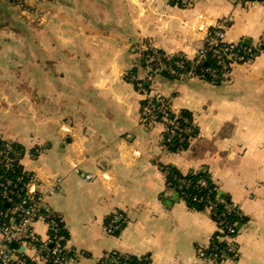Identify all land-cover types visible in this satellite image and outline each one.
<instances>
[{
  "label": "crops",
  "instance_id": "crops-1",
  "mask_svg": "<svg viewBox=\"0 0 264 264\" xmlns=\"http://www.w3.org/2000/svg\"><path fill=\"white\" fill-rule=\"evenodd\" d=\"M52 6V41L44 42L38 62L0 64L20 76L0 74V140L23 149V171L37 178V194L79 256L69 264H101L112 254L144 264H208L204 251L215 222L177 194L167 167L183 175L207 171L217 192L248 219L238 259L224 264H264V2L52 0ZM222 21L225 43L260 51L232 65L220 84L147 73L144 48L154 46L168 61L191 59L204 46L200 27L211 33ZM135 81L174 112L192 113L197 134L185 149L170 150L166 125L142 119ZM33 229L46 237L44 222ZM19 254L37 257L33 245Z\"/></svg>",
  "mask_w": 264,
  "mask_h": 264
},
{
  "label": "built area",
  "instance_id": "built-area-1",
  "mask_svg": "<svg viewBox=\"0 0 264 264\" xmlns=\"http://www.w3.org/2000/svg\"><path fill=\"white\" fill-rule=\"evenodd\" d=\"M183 5H186L189 0H175ZM252 0H233L236 4H245ZM227 23L225 21L219 22L213 33L208 32L206 28L198 30V34L204 40V46L198 50L196 55L192 58L193 63L189 66L182 64L181 55L176 56L174 65L167 64L157 48L154 46L146 47L149 53L144 58V66L151 74H166V76L173 78H191L209 76L224 80L230 73V67L236 64L245 63L258 55V52H252L240 44H227L224 42V29ZM218 44H225L226 47L222 49L221 54L224 59L221 60L220 66L223 67L222 72H216L211 68L203 66L207 60V54L211 47ZM264 49V44H263ZM145 52V48L143 50ZM203 66L200 74L195 73L198 66ZM135 79V75L132 78ZM136 91L142 96L140 106V115L142 119L151 123H164L166 125V136L163 137L167 146H171L172 137L176 134V120L182 119L179 112H174L168 104V100L159 96H153L149 87H145L141 82L135 81ZM174 115L170 121L165 120V115L168 111ZM184 128V136L180 137L181 141L193 138L197 132V125L195 122L189 123L187 120ZM168 124V125H167ZM186 136V137H185ZM20 152L8 141L0 144V166L4 173L0 175V264H69L78 259V254L68 248V237L63 230L59 219L49 212L43 205V199L37 194V178L34 176H23L20 166ZM20 166V168H19ZM19 172L15 176L16 172ZM73 171L77 174L80 170L77 166L73 167ZM8 173V174H6ZM165 175L170 174L169 168H164ZM13 175V176H10ZM92 178L93 175H89ZM25 179V180H24ZM205 182L199 180L191 184L190 181H181L178 187H174L177 194L183 200H192L197 202V198L184 192V188L192 186L201 187ZM52 194V192H50ZM207 197V205L205 209L210 212L214 220L216 218V230L211 237L208 254V264H223L231 260L227 250L219 249L218 244L221 241L227 242L235 234L234 223L220 220L216 215V208L219 205H226L224 198L216 193L214 198ZM211 199V200H210ZM231 208L227 211L231 212ZM37 221H42L46 224L47 235L40 239L33 229V225ZM110 230L118 228L115 221L109 224ZM224 228L226 234L224 233ZM224 233L225 235H222ZM12 243H17L26 249L28 246L34 247L36 251L35 257L21 256L17 249L11 247ZM116 259L110 256L105 257L101 264H116Z\"/></svg>",
  "mask_w": 264,
  "mask_h": 264
},
{
  "label": "trees",
  "instance_id": "trees-1",
  "mask_svg": "<svg viewBox=\"0 0 264 264\" xmlns=\"http://www.w3.org/2000/svg\"><path fill=\"white\" fill-rule=\"evenodd\" d=\"M252 1L264 2V0H252ZM214 30L213 31L211 30V33H213ZM224 47H226L225 44H218L216 46L211 47L208 54H207V60L203 63V66L211 68L213 70H216V72H219V73L222 72L223 67L220 66V62H221V60L224 59V55L221 54L222 49ZM250 51L259 52L260 50L257 49L255 51H253V50H250ZM159 52L162 54V56H164L160 50H159ZM148 53H149V50L145 51L143 56L144 57L147 56ZM180 55L182 57L181 58L182 64L189 66L190 64L193 63L192 58L189 59V58H186L185 56H183L182 54H180ZM171 58H172V60H169V61L167 59H165V60L170 65L173 66L175 61H177L176 56H171ZM203 66L202 65L198 66L195 69V73L200 74V71L203 68ZM171 78H173V77H171ZM205 79L209 82L219 83V84L223 81V80L221 81L220 79L209 77V76H205ZM147 86L148 85H145V87H147ZM179 114L182 116V119L176 120L178 122V124L176 126V134L172 137V142L170 143L171 146L169 147L170 150L175 151V152L181 151L188 146L187 140H184V141L180 140V137L184 136V128L187 125L186 122H184V120H187L189 123L194 121L192 113L188 110H180ZM165 116H166L165 120H168V121H170L174 117V115L172 114V112L170 110L168 111V115H165ZM196 134H197V132H195V134L193 136H195ZM166 135L167 134H166V130H165L164 137ZM0 144H2L1 140H0ZM11 144L21 153L20 157H19V161H20L23 149L17 144H13V143H11ZM20 166H21V164H20ZM20 166H19V168H20ZM167 168H169L170 174H168L166 177L173 184V186L176 188L178 187V185L180 184L181 181H190L191 184H194V183L198 182L199 180H203L205 182V185L201 186V187H195V188H193L192 186L186 187V188H184V192H186L187 194H190L191 196H194L197 198V202H194L192 200H186V202L188 204L193 206L195 209L206 210L205 207L208 203L207 197L210 195V196H212L211 198L213 199L215 194L218 193L216 190V185L212 182L208 172L207 171H200V172L193 173V174L183 175V174H181V172L178 169H176L174 167H167ZM21 169H22V166H21ZM22 172H23L24 178H25V176H27V177L31 176V175L25 173L23 171V169H22ZM3 173H4V170L0 166V175ZM18 173L19 172L17 171L15 176L18 175ZM6 174H8V173H6ZM10 176H13V175H10ZM224 200H225L226 205L221 204V205L217 206L216 215L218 216V218L220 220H224L226 222L234 223L235 234L231 237V239L227 242V244H226V241H221L220 244H218V248L219 249L223 248L224 250H227V253H229V255L231 257L230 261H235L238 259V256H239L238 238L240 236L242 228L247 223L248 219L229 200H226L225 198H224ZM229 208L232 209L231 212L227 211ZM212 218H213V216H212ZM213 220H214V218H213ZM216 221L217 220L215 218V220H214L215 226H216ZM115 224H116V222H115ZM117 226H118V223H117ZM224 233L226 234L225 228H224ZM224 233H222V235H225ZM205 251H204V254H205L204 256L207 255V258H208V254L211 252L209 246H208L207 250H205ZM23 257H24V255H23ZM111 258L116 259V261H117L116 264H144V262H142L141 260L138 263L134 257L129 256V255L112 254ZM207 258H206V260H207Z\"/></svg>",
  "mask_w": 264,
  "mask_h": 264
},
{
  "label": "rangeland",
  "instance_id": "rangeland-1",
  "mask_svg": "<svg viewBox=\"0 0 264 264\" xmlns=\"http://www.w3.org/2000/svg\"><path fill=\"white\" fill-rule=\"evenodd\" d=\"M54 13L52 0H0V64L37 63L44 42L52 41ZM0 74L20 78L7 67Z\"/></svg>",
  "mask_w": 264,
  "mask_h": 264
},
{
  "label": "water",
  "instance_id": "water-1",
  "mask_svg": "<svg viewBox=\"0 0 264 264\" xmlns=\"http://www.w3.org/2000/svg\"><path fill=\"white\" fill-rule=\"evenodd\" d=\"M11 247H12L13 249H17V248H18V245H17V243H12V244H11ZM23 250H24V247H22V246H20V247L18 248V252H19V253H22Z\"/></svg>",
  "mask_w": 264,
  "mask_h": 264
}]
</instances>
